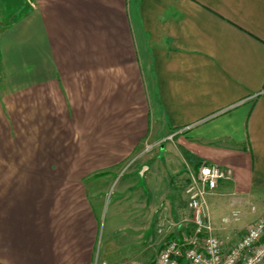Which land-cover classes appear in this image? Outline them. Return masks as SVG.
I'll return each mask as SVG.
<instances>
[{
  "label": "crops",
  "instance_id": "0c3cea01",
  "mask_svg": "<svg viewBox=\"0 0 264 264\" xmlns=\"http://www.w3.org/2000/svg\"><path fill=\"white\" fill-rule=\"evenodd\" d=\"M6 21L0 264L100 262L99 180L145 150V183L184 188L172 219L202 165L229 173L207 197L226 248L264 213V0H22Z\"/></svg>",
  "mask_w": 264,
  "mask_h": 264
},
{
  "label": "rangeland",
  "instance_id": "374dc122",
  "mask_svg": "<svg viewBox=\"0 0 264 264\" xmlns=\"http://www.w3.org/2000/svg\"><path fill=\"white\" fill-rule=\"evenodd\" d=\"M21 3L22 0H0V26L7 24V18ZM147 155V150L137 153L99 180V194L92 203L99 221L96 251L100 262L118 264L132 259L149 262L172 236L188 228L184 221L191 213L185 205L177 208V217H170L171 194L178 190L181 203L184 188L170 190L168 181L145 183L144 176L153 165L144 164L149 159ZM160 174L163 175L155 171L152 178L158 179Z\"/></svg>",
  "mask_w": 264,
  "mask_h": 264
},
{
  "label": "built area",
  "instance_id": "2783aa9c",
  "mask_svg": "<svg viewBox=\"0 0 264 264\" xmlns=\"http://www.w3.org/2000/svg\"><path fill=\"white\" fill-rule=\"evenodd\" d=\"M228 174L217 165H202L185 188L191 213L184 221L188 228L172 236L151 261L132 259L118 264H264V213L229 248L213 232L207 197ZM241 215L240 210L232 213L235 220Z\"/></svg>",
  "mask_w": 264,
  "mask_h": 264
}]
</instances>
